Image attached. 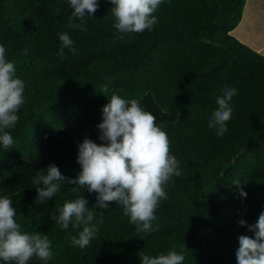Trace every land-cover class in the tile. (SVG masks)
<instances>
[{"label":"trees","instance_id":"trees-1","mask_svg":"<svg viewBox=\"0 0 264 264\" xmlns=\"http://www.w3.org/2000/svg\"><path fill=\"white\" fill-rule=\"evenodd\" d=\"M245 1L163 0L151 31L122 34L113 28L109 0H97L98 10L85 18L84 32L67 26L68 0H0V45L25 84L19 120L5 129L14 143L9 149L0 144L1 182L17 173L16 161L32 162L35 172L55 164L75 179L81 171L79 144L41 142L36 166L37 144L67 129L74 116L85 129L97 128L113 92L138 101L149 94L159 110L176 113L174 121L156 123L167 133L181 175L165 185L167 199L155 211L154 232L136 231L113 202L107 209H93L92 224L99 231L80 249L71 238L83 225L62 230L51 217L80 195L93 208L96 193L65 184L37 204L27 178L25 189L7 195L21 230L47 235L52 242L54 255L47 264H140L141 254L155 257L172 249L185 256L184 264H237L238 237H253L247 226L264 211V56L229 34ZM64 32L74 41V54L67 48L58 54ZM25 48L29 52L22 55ZM104 85L109 92L101 91ZM225 86L237 94L230 101L227 131L218 137L207 122ZM234 180L246 197L239 196ZM241 219L246 226L239 225ZM27 264L45 262L33 256Z\"/></svg>","mask_w":264,"mask_h":264},{"label":"clouds","instance_id":"clouds-1","mask_svg":"<svg viewBox=\"0 0 264 264\" xmlns=\"http://www.w3.org/2000/svg\"><path fill=\"white\" fill-rule=\"evenodd\" d=\"M163 0H109L112 5L113 28L122 34L151 31L157 23L154 13ZM71 16V29L87 31L85 18L98 10L97 0H68ZM59 9H57V13ZM80 21V23H77ZM61 48L70 49L74 54V41L67 32L59 34ZM25 48L22 55H27ZM24 81L16 76L14 63L6 60V48L0 45V144L5 149L13 145V137L5 129L13 128L19 120L17 115L25 103ZM109 92L108 85L101 88ZM237 94L236 89L225 86L222 95L216 98L218 108L208 119L207 126L214 129L220 137L227 131L233 108L230 101ZM108 103L102 108V122L97 125L98 139L101 144L85 138L78 145L76 163L81 171L75 179L65 177L55 164L36 173L32 180L37 185V204H44L61 191L65 184L76 188H87L96 193L93 208L87 207L88 201L78 196L67 200L59 209L55 220L62 230L83 225L78 236L71 238L73 247L84 249L90 245L99 231L92 221L96 216L93 209H107L116 202L123 208V214L129 218L138 232H154L152 222L157 219L155 211L161 200L167 199L165 185L172 177L180 176L179 161L170 154L167 133L156 124V117L141 107L136 99L126 100L113 92ZM232 185L239 189V196L246 197L239 180ZM43 186V187H40ZM102 215V213H99ZM17 210L7 195L0 197V261L4 264H27L33 257L45 262L53 258L52 242L47 235L26 233L15 219ZM241 227L246 222L239 221ZM254 236L238 237L236 251L237 264H264V211L259 214L255 224L247 226ZM140 264H184L185 256L175 249L158 256L140 255Z\"/></svg>","mask_w":264,"mask_h":264},{"label":"rangeland","instance_id":"rangeland-1","mask_svg":"<svg viewBox=\"0 0 264 264\" xmlns=\"http://www.w3.org/2000/svg\"><path fill=\"white\" fill-rule=\"evenodd\" d=\"M263 1V3H261ZM249 2V3H248ZM251 0H246L245 1V13H249V15H251L249 17V20H253L255 21L253 14L251 11L252 7H251ZM261 4V5H260ZM258 5L260 8V14L258 15V19L256 23V37H254V40H259V41H264V25H262V27L259 26L258 21L263 17V21H264V0H258ZM244 11V9H243ZM253 40V41H254ZM262 55V54H261ZM264 56V55H263ZM140 105L142 108H144L146 111L150 112L151 114H153L156 117V123L158 122H172L174 121L173 119H176V113L173 111L170 112H162L161 110H159L157 108V106L155 105V103L153 102L151 96L149 94H146L140 101ZM102 122V117L100 120V123ZM71 125H69L67 127V129L62 128L60 130H55L53 132H51L48 135V139L42 141L41 139L39 140L38 144H37V153L35 155V165L36 161L40 158L41 156V151L44 150V144L41 145L42 143L49 142L50 140H55V139H66L72 143L75 144H80L85 138L91 139L93 140L95 143H97L98 145L101 144L102 142L98 139L99 133L97 128H92L90 130H87L84 128L82 120L79 116H74L72 119V123H70ZM35 150V151H36ZM39 157V158H38ZM26 164H22L18 161H16L15 163V167L18 166L17 168V173L14 174L12 177H10L9 179H7L5 182H1L2 180H0V197L5 196V195H9L12 194L14 192H17L18 190L21 189H25V187H21L23 185V183L25 182V180H27L28 178V183L30 187L27 188H36L37 185H34L32 183L33 178L35 177L36 173L35 172V166L32 162H24ZM43 187V186H40ZM21 188V189H20Z\"/></svg>","mask_w":264,"mask_h":264},{"label":"crops","instance_id":"crops-1","mask_svg":"<svg viewBox=\"0 0 264 264\" xmlns=\"http://www.w3.org/2000/svg\"><path fill=\"white\" fill-rule=\"evenodd\" d=\"M249 3V2H248ZM263 3V1L261 2ZM251 7H252V14L257 22L258 15L260 14V8L258 5V0H251ZM245 5V4H244ZM243 5L241 18L239 20V23L237 26L229 33L231 36H233L237 41H239L241 44L247 46L252 51L264 55V41H257L254 40L256 37V23L253 20H249V13H245V8ZM261 5V4H260ZM259 26L262 27L264 25L263 17L258 21ZM254 40V41H253ZM0 264H4L3 261H0Z\"/></svg>","mask_w":264,"mask_h":264},{"label":"water","instance_id":"water-1","mask_svg":"<svg viewBox=\"0 0 264 264\" xmlns=\"http://www.w3.org/2000/svg\"><path fill=\"white\" fill-rule=\"evenodd\" d=\"M240 152H241V150H240Z\"/></svg>","mask_w":264,"mask_h":264}]
</instances>
